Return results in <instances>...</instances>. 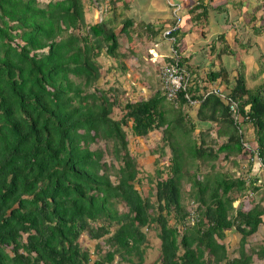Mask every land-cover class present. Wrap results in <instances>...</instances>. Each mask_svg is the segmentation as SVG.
<instances>
[{"label": "trees", "instance_id": "trees-1", "mask_svg": "<svg viewBox=\"0 0 264 264\" xmlns=\"http://www.w3.org/2000/svg\"><path fill=\"white\" fill-rule=\"evenodd\" d=\"M166 5L170 19L162 29L176 23L174 6ZM249 6L246 0H196L185 9L183 29L171 33L173 47L180 52L184 37L191 41L197 35L200 21L210 26L219 17L223 31L217 35L224 46L213 61L233 53L226 39L227 27H232L236 44L257 55L259 73L250 77H258L264 72V46L258 47L255 37L264 28L259 23L264 0L259 14L247 13ZM84 9L83 0H0V264H112L115 257L116 264H142L143 228H153L160 241L154 264L264 260V170L260 181L257 170L259 161L264 165V74L258 87L248 86L240 69L229 73L224 65L204 78L191 63L193 55L181 56L179 66L189 77L184 91L168 100L161 83V91L126 102L124 113L114 118L116 98L97 85V57L104 47L106 54L119 56L118 36L108 19L87 23ZM183 18L180 14L179 21ZM132 24L124 18L121 31ZM146 24L151 29L152 23ZM210 47L212 52L213 43ZM163 48L170 53L167 44ZM214 85L223 86L237 102L238 122L244 126L237 125L226 100L211 93ZM203 94L208 95L195 108L185 96L201 99ZM165 99L171 104L166 108ZM184 105L192 107L191 115L200 123L218 126V136L226 140L217 149L205 136L198 141L190 136L195 124H184ZM128 122L138 137L164 127L170 156L162 167L167 175L161 178L162 167L154 169L155 177L148 180L155 192L151 189L147 196L134 187L148 173L129 151ZM248 126L254 141L248 138ZM101 141L110 146L107 151L120 162L118 167L104 159V149L97 145ZM162 152L160 147L158 155ZM221 159L231 163V171L217 165ZM157 162L155 158V167ZM242 193L249 201L247 210ZM119 203L126 211L118 210ZM171 215L174 225L169 224ZM256 233L261 244L247 248ZM228 235L237 241L227 244ZM83 238L93 247L83 246ZM229 244L236 252L232 257Z\"/></svg>", "mask_w": 264, "mask_h": 264}, {"label": "rangeland", "instance_id": "rangeland-1", "mask_svg": "<svg viewBox=\"0 0 264 264\" xmlns=\"http://www.w3.org/2000/svg\"><path fill=\"white\" fill-rule=\"evenodd\" d=\"M42 1L46 2L48 0ZM157 1L158 5L159 3L166 5V3H172L175 0H166V3L165 0ZM195 1L196 0H177V3L180 7V14L184 15L183 21H179V27H181L182 29L183 25H185L187 21L185 19V9L191 6ZM243 1L245 0H239L241 4L243 3ZM247 1L250 5L247 9V13L257 12L259 14L260 12L258 9V4L262 0H246V2ZM83 2L87 23H93L95 21H99L100 19H108L111 25H113V27L115 28V32L118 36L119 47L117 51L119 56L112 57L106 54L104 47L101 54L97 57V61L100 67V77L97 80V85L104 92H106L109 97L116 98V104L112 110L111 115L114 118H120V116L124 113V105L126 102L137 101L138 99H146L149 96L153 95L156 91H161V63L160 60H158V58L156 57V59L152 60L153 53L151 52V49L154 48L155 44H158V46L154 49L159 54H163L164 57L166 56V49L162 47L163 42L167 43V41L163 39V31L170 26L162 29L161 24L162 27H164V24L168 23L170 19V12L168 10L162 11V9H159V7L155 9V7L151 6V0H83ZM146 7L153 12L155 11L156 14L153 15L147 13ZM126 17L131 18L133 24L123 32L121 31L122 20ZM216 19L217 20L215 22L217 23V27L209 26L206 21H200V28L198 26L195 28V30L197 31V35H194L191 41L186 43V46H184L185 42L183 40L184 48H182L181 46L183 54L186 53V55H188V53H190L191 51V55H194L190 59L191 63L196 64L197 69H201L200 73L203 74L204 78L207 71L212 69L214 66V61L211 62V60H213L217 50L224 46V42L221 41L217 35L218 33H214L212 36H209L212 31L211 29H215V27L219 32L221 31V27L223 26V19L219 17ZM146 22L152 23L151 29L149 28L150 30L145 28V26L150 25L146 24ZM260 22L264 24V18L262 20H259V23ZM154 31H156V33H154ZM227 31L228 32L226 35V39L230 43L234 51L233 53H227L230 55L229 57H227V59H225V56L221 57L220 63L225 66V69L228 70L229 73L236 69H240L244 73L247 85L258 87L262 83L259 79L264 74V72H261L258 77H250L251 74L259 73L257 71L259 69L257 63L258 61L257 59L255 60V58H257V55H255L254 58V55L252 54V57L251 54L245 53L241 46L236 44L234 40L235 31L234 29H232V27H227ZM245 32H249V30H246ZM200 34H202V36ZM257 34L258 36L255 37L256 44L258 47L260 45L262 47L264 46V28ZM248 42L249 41H246V43ZM192 43H195V46L191 45ZM212 43L213 49L211 52L210 46L212 45ZM254 60L256 62H254ZM241 62H243V64H241ZM229 81V86H232L233 82L231 78H229ZM222 84L226 86L224 83ZM227 89H229V87H227ZM166 104L167 106L171 105L169 101L165 99V108ZM176 106L177 105L175 104L174 107ZM192 107L184 105L181 108L183 113L185 114V118L183 119L184 124L187 126L190 123L195 124V130L190 134V136L192 138L193 136H195V139L197 141L200 140L201 137L205 136L204 140L206 141V143H209L214 149H217L218 145L226 140L225 137L218 136L216 131V128H218V126L214 125L213 123H200L198 117L194 112V114L191 115ZM130 126L131 122H128L127 125L124 126L128 137L129 151L131 155L137 160L139 164L138 166H141V168L148 173V175L143 174V179H141L139 183H134V187L141 193V195L147 196L151 189H153L155 192V185L153 182H150L148 180V177H155L156 172H154V169L157 167L161 168L164 163L169 161V148L166 145L167 143L164 142V139H162L164 127L156 128L150 131L145 136L138 137L132 134ZM208 129L210 130V132H208ZM248 129V138L250 141H254V133L250 131V126H248ZM205 131L208 132V134L202 135L201 133H205ZM180 140L182 139L180 138ZM183 140L186 141V137L183 136ZM97 145L100 148L104 149V159L107 161V163L109 165L118 167L120 162H118L113 157L112 153L109 150L107 151L110 146H106L104 144V141H101ZM160 147H163V152L162 154L158 155ZM155 158L159 160V162L156 163V167L153 165ZM220 164H223V170L231 171L230 162H224L221 159L217 161V165L220 166ZM161 170L164 171L163 167L161 168ZM111 171L113 170L111 169ZM262 174L263 171L260 170V178H262ZM166 175L167 172L164 171L161 175V178H165ZM111 179L114 180L115 176L111 175ZM182 188L187 189L188 183L184 181ZM262 193L264 195V188H262ZM243 194L244 193H242L240 197L242 208L248 209V199H246L245 194ZM261 203L264 205V199L261 201ZM185 206L187 209L191 210L190 201L186 202ZM126 209L127 208L123 203L118 204L119 211L124 212L126 211ZM175 220L176 219L171 215L169 217V224L174 225ZM143 231L146 234L147 240L146 243L143 244L146 245V248L144 251V259L142 264L158 263V258L160 257V241L157 238V232L153 228H143ZM260 239L261 234H254L249 238V242L246 247L248 248L250 247V245H255L254 248L256 246L258 248V246L261 244L260 242L262 241H260ZM236 241L237 240L233 236L231 237V235H228L225 239V242H227V244L229 242L235 243ZM82 245L92 248L94 242H90V240H88L87 238H83ZM228 249V254H230L231 257L236 254V252H234L233 250L234 246H231L229 244ZM248 250H250V248ZM254 258L255 259L251 264L264 263V260L258 259L256 256H254ZM115 260L117 261L116 257ZM116 261L112 264H116Z\"/></svg>", "mask_w": 264, "mask_h": 264}, {"label": "built area", "instance_id": "built-area-1", "mask_svg": "<svg viewBox=\"0 0 264 264\" xmlns=\"http://www.w3.org/2000/svg\"><path fill=\"white\" fill-rule=\"evenodd\" d=\"M178 10H179V6H176L173 10V15L176 17V23L165 29L163 31V37L165 39H167L169 41V52L170 53H166V56L164 57L163 54H157V52L154 51V49H152V53L153 56H159L162 59L163 64L160 66V74H161V83H163L164 87L168 90L167 93V99L171 100L173 98H176V91L182 89L183 91L185 90L186 87V80L188 77V75H186V71L184 70V68H182L181 66H179V60L181 57V54L177 51V49L175 47H173L174 41H175V37L171 35L172 31L175 30L176 28H178ZM171 58V61L166 62L165 58ZM186 73V74H185ZM212 93H220L219 89L217 88H213L211 90ZM188 102L190 104H194L197 102V100L195 99H191L188 95H185ZM228 105H229V109L232 113H234L235 118L237 117V109H236V103L235 101H233L232 99L228 98ZM257 170H264V165L262 164L261 161H259L258 166H257Z\"/></svg>", "mask_w": 264, "mask_h": 264}, {"label": "clouds", "instance_id": "clouds-1", "mask_svg": "<svg viewBox=\"0 0 264 264\" xmlns=\"http://www.w3.org/2000/svg\"><path fill=\"white\" fill-rule=\"evenodd\" d=\"M170 5H173L174 7L172 8V10H171V16L172 17H174L175 19H176V17L173 15V10H174V8L176 7V6H179V4L177 3V2H172V3H169ZM180 8V7H179ZM178 16H179V18H180V9L178 10ZM177 21V20H176ZM178 22H179V19H178ZM178 27H179V24H178ZM164 39V38H163ZM165 41H167V45H168V50H169V41L167 40V39H164ZM158 46V44H155L154 45V48L155 47H157ZM153 48V49H154ZM152 50V49H151ZM154 51L155 52H157L155 49H154ZM152 52V51H151ZM167 53V52H166ZM180 54H181V56H182V51H180L179 52ZM157 54L159 55V53L157 52ZM153 56V58H152V60H154V59H156V58H158V60H160V66L163 64V62H162V59H161V57H159V56ZM156 57V58H155ZM213 88H217V89H219V91H220V93H218V95L221 97V98H223L224 100H226V102L228 103L229 101H228V98L229 97H227V95H226V93H224L223 92V86H217V85H214V87ZM212 88V89H213ZM212 93V92H211ZM213 94H217V93H213ZM208 94H203L202 95V97H201V99H197L196 98V100H197V102L196 103H194V104H190L191 106H197L198 104H199V102H200V100L201 101H203L205 98H206V96H207ZM195 100V99H194ZM234 101V100H233ZM235 103H236V109H237V102L235 101ZM193 106V107H194ZM229 106V105H228ZM229 111H230V109H229ZM230 113H232L231 111H230ZM237 113V112H236ZM232 115H233V118H234V120H235V122L237 123V125H239V126H244V125H240V123L238 122V114H236L237 115V117L235 118V115H234V113H232ZM208 123H211L210 121L209 122H207L206 124H208ZM249 125V124H248ZM217 129V128H216ZM217 131V130H216ZM260 177L258 176V180L260 181ZM251 194V193H250ZM246 197V196H245ZM246 199H248L247 197H246ZM238 202L237 201H235L234 202V205H236ZM242 203V202H241ZM248 203H249V201H248ZM244 210H247V209H244Z\"/></svg>", "mask_w": 264, "mask_h": 264}, {"label": "crops", "instance_id": "crops-1", "mask_svg": "<svg viewBox=\"0 0 264 264\" xmlns=\"http://www.w3.org/2000/svg\"><path fill=\"white\" fill-rule=\"evenodd\" d=\"M175 1H177V0H175ZM151 2H152V4L154 5V6H153V5L150 3L151 6H152V7H155V9L159 7V9H162V11H166V10H168L167 7H166V5H164V4H162V3H159V5H158V1H157V0H153V1L151 0ZM165 3H166V0H165ZM168 4H169V3H168ZM146 10H147V13H149V14H153V15L156 14L155 11L153 12L152 10L148 9L147 7H146ZM171 15H172V14H171ZM216 24H217V23L215 22V18H214L213 21L211 22L210 26H212V27H213V26H216V27H217ZM216 27H215V29H211L212 31H211V33H210L209 36H212L214 33H216V34H217V33H221V31H222L223 28L221 27V31L219 32L218 29H216ZM199 28H200V27H199ZM194 29H195V28H194ZM213 31H214V32H213ZM200 35L202 36V34H200ZM187 37H188V36H187ZM207 38H208V37H207ZM207 38H206V39H207ZM193 39H194V38H193ZM183 40H184V42H185L184 46H186V43L190 42V40H189L188 38L186 39V37H184ZM165 44H166V43H163V46H165ZM181 45H182V44H181ZM191 45L195 46V43H194V44L192 43ZM163 46H162V47H163ZM184 46H182V48H184ZM181 51H182V50H181ZM196 53H197V52H196ZM188 55H191V51H190V53H188ZM182 56H187V55H186V53L183 54V52H182ZM193 56H194V55H193ZM252 57H253V56H252ZM225 59H227V56H226V55H225ZM255 60H256V59H255ZM255 60H254V62H256ZM212 61H213V60H211V62H212ZM211 62H210V63H211ZM255 64H256V63H255ZM221 65H222V63H220V61H219V62H218V61H217V62H214V66H213L212 69H213V70H217V69H219V68L221 67ZM256 65H257V64H256ZM257 71H259V69H258Z\"/></svg>", "mask_w": 264, "mask_h": 264}]
</instances>
